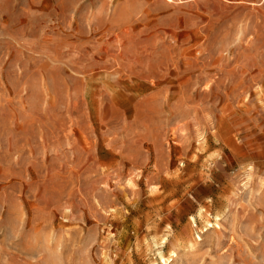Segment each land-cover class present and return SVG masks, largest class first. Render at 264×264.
<instances>
[{
  "label": "rangeland",
  "instance_id": "1",
  "mask_svg": "<svg viewBox=\"0 0 264 264\" xmlns=\"http://www.w3.org/2000/svg\"><path fill=\"white\" fill-rule=\"evenodd\" d=\"M0 264H264V0H0Z\"/></svg>",
  "mask_w": 264,
  "mask_h": 264
}]
</instances>
